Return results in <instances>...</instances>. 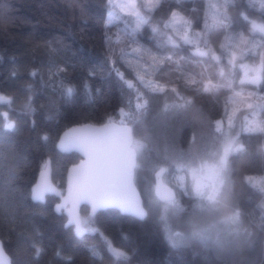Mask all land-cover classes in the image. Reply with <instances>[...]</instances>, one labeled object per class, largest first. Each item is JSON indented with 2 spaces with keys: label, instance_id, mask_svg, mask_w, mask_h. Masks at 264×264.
Masks as SVG:
<instances>
[{
  "label": "trees",
  "instance_id": "16d2710c",
  "mask_svg": "<svg viewBox=\"0 0 264 264\" xmlns=\"http://www.w3.org/2000/svg\"><path fill=\"white\" fill-rule=\"evenodd\" d=\"M223 2L161 0L155 11L143 8V12L150 25L162 26L177 10L193 21L194 35L211 16L210 4ZM111 9L107 0H0V94L12 98L11 105L0 104V113L7 112L15 123L13 129H5L0 116V239L11 264H264V133L242 132L243 149L230 155L222 189V194L233 199L232 209L239 211L249 228L246 238L252 237L253 249L243 253L235 247L232 252L220 253L206 246L209 236L196 233L187 237L186 230L185 235L182 231L172 235L167 224L171 213L151 205L152 198L167 201L153 194L155 184L163 178L178 202L179 210L172 213L194 220L189 209L203 203V198L192 189L190 171L223 153L231 108L241 106L239 98L229 100L233 90L226 85L234 81L233 89L251 87L243 93V105H264V84L259 88L240 85L241 71L233 70L226 61H222L224 76L220 77L214 61L196 56L192 46L175 36L178 48L159 35L146 46L157 56L160 51L172 55L177 63L153 61L142 49L136 50L139 45L129 37L133 17L117 13L119 19L106 26ZM227 15L232 21L230 32L244 34L237 53L256 45L255 55L250 52L243 62L264 61V34L251 33L249 22L264 23L260 0H234ZM150 25L136 35L141 44H145L142 37L152 36ZM106 34L118 40L111 59ZM168 34L172 35L170 31ZM222 42L223 33L213 31L210 47L218 50ZM68 59L74 61V68L66 66ZM58 67L64 72L58 73ZM114 69L123 74V80ZM33 71L35 76L30 75ZM139 77L165 85V92H151ZM186 80L197 83L186 86ZM61 81L74 87L72 97L61 95ZM209 81L217 87L203 93L200 89ZM173 88L192 103L166 110L165 104L181 103ZM249 92L256 93L252 100L247 98ZM144 100L147 105L138 111L136 104ZM122 109L135 138V180L147 215L139 220L107 209L90 220V225L99 229L97 233L78 237L74 227H66V216L55 212L59 198L46 195L43 202H35L31 190L45 161L50 163L52 181L61 191L68 169L80 161L77 153L57 150L63 131L84 123L103 125L110 118L120 122ZM242 109L264 122V107ZM217 121H222L219 132ZM45 135L47 141L41 139ZM89 216V208L83 206L81 217ZM182 237L196 239L185 243L179 241ZM108 242L128 259L112 256ZM37 248L41 249L39 257Z\"/></svg>",
  "mask_w": 264,
  "mask_h": 264
},
{
  "label": "snow or ice",
  "instance_id": "6c2138e0",
  "mask_svg": "<svg viewBox=\"0 0 264 264\" xmlns=\"http://www.w3.org/2000/svg\"><path fill=\"white\" fill-rule=\"evenodd\" d=\"M108 4L112 9L119 8L126 16L133 17L134 23L130 26L129 37L133 43H137L139 48L153 61H159L163 64L164 62L177 63L173 61L172 55H165L160 51L158 46V51L160 55L157 56L153 53L151 48L146 46L147 42L154 38L155 35L163 36L167 44L174 48L180 47L177 40L173 36L177 37L182 44L192 46L195 50V55L201 58H206L214 61L219 69V76H224V65L222 61H226L227 65L233 70L239 69L242 72V76L239 79L240 85H252L259 88L264 84V61L258 64H249L243 62L244 57H246L250 52L255 55V43L251 47H246L242 53L238 54L236 49L244 41V34L232 33L230 29L232 28V21L227 15V9L234 3V0H224L222 4H210L212 14L209 18H205L203 22L202 30H196L193 35V21L187 19L181 12L174 10L170 14V18L162 26L150 25L149 18L143 15L139 10H136L135 0H130L128 4L115 3V0H107ZM161 6V0H149L146 5L149 12L155 11V9ZM260 6L264 8V0H260ZM223 9V11H221ZM119 19V15L116 11L110 10L107 13L106 26L114 23L115 20ZM244 19H248L244 16ZM251 24V33L259 32L264 34V23H257L256 21H249ZM127 24V21L125 22ZM145 25H150V33L152 36H145L141 39L145 41V44H141L140 41L136 39L137 33H140ZM167 30V31H162ZM172 35H169L168 32ZM213 31L223 33V42L219 45L218 50H213L210 47V36ZM106 44L109 48L108 59H111L113 53V44L117 41H113L112 36L106 34L105 36ZM203 45V46H201ZM219 53V54H217ZM180 60H185V57H180ZM241 61L237 63V61ZM187 62V61H186ZM68 68H74L75 63L73 60L68 59L65 61ZM117 76L123 80V74L119 72L118 69H114ZM57 72H64L63 68H57ZM31 76H35L36 72H31ZM198 75H202L198 74ZM145 87L149 88L153 93H163L166 90V86L151 82L144 81L143 77H139ZM129 87L131 83L125 81ZM197 81H185V85L188 84L195 85ZM233 83L229 82L226 87L229 90H233ZM87 88V85L85 86ZM217 86L212 84L211 81L204 84L202 89L203 93H209L213 91ZM74 87L70 84H65L61 81V95L65 97H72L74 94ZM172 92L176 93V89H171ZM181 103L167 105L165 104V109L168 108H184L192 103L191 99L180 96ZM243 95L242 91H232V96L229 100L241 97ZM256 96L255 92L247 93V98L252 100ZM30 99V98H29ZM12 98L0 94V104L11 105ZM147 105V100L143 103H137L136 109L145 108ZM25 107H28L26 105ZM247 109H253L254 107H264V105H256L254 103H246L244 105ZM239 109L234 108L232 114L228 118L229 127L232 126L233 117ZM122 119L119 124L115 123L111 118L108 120L107 124L103 127H92L85 126L82 128L72 129L65 132L63 138L60 140L58 147L61 151H72L76 150L86 157V159L78 166L73 167L69 174V192L67 197H62V203L56 205V211L61 212V210H66L68 215L67 225L73 226L75 230V235L82 237L86 233H97L99 229L94 228L90 225V220L95 216L98 210L106 209H117L122 214H129L137 218L143 219L145 216L143 208L140 206L138 199L135 195V190L132 188L131 184L125 182L124 180L113 181L109 179L106 173L98 171V160L99 154L97 150V145L94 142L96 139L104 138L112 130H126V123L123 119L127 114L124 113L123 109L120 113ZM0 116L4 119L3 127L5 129L11 130L15 127V123L8 118V113H0ZM132 117H129L131 119ZM246 124L242 129L245 133H264V122L257 120L249 121L247 117L244 118ZM222 121L216 122V131H221ZM44 141H47V135L41 137ZM240 139V133L237 132L235 135L231 136L228 140V150L235 152L242 149V145L238 143ZM227 156V151L225 154V159ZM50 173V163L45 161L40 172L39 181L31 190V198L37 202H43L46 195L52 194L55 196H61V193L54 187L49 179ZM2 187V183H0ZM84 202L91 206L90 216L87 218L81 217L77 211L78 205ZM108 251L116 259L127 260L128 257L126 253L120 251L119 249L112 246L111 242H108ZM41 249H36V256L39 257ZM59 255V253H57ZM0 264H9L8 257L3 251L2 246H0Z\"/></svg>",
  "mask_w": 264,
  "mask_h": 264
},
{
  "label": "rangeland",
  "instance_id": "374dc122",
  "mask_svg": "<svg viewBox=\"0 0 264 264\" xmlns=\"http://www.w3.org/2000/svg\"><path fill=\"white\" fill-rule=\"evenodd\" d=\"M129 2L130 0H115V3L128 4ZM148 2L149 0H135L136 10H139L143 15H146V13L143 12V8L148 10L146 7ZM111 10H114L120 14H124L119 8ZM261 61H263V58H261ZM261 61L258 60L254 63L258 64ZM245 89L251 90L252 88L248 86H239V88H234L233 90L242 91L244 93L246 91ZM238 98L241 100V106H244L242 101L243 95ZM241 106L231 108L229 116L232 114V110L234 108L239 109V111H237L236 115L233 117L232 126L229 127L228 124V127L226 128L228 139L225 143L223 153L218 156V159L208 162L205 165H200L190 171V180L193 183L192 189L198 194L197 196L203 198V203L201 202L195 206L193 204V206L189 209V212L191 210L193 211L191 216L194 220L188 221V218L184 217L177 218V216L172 213H177L179 210L178 202L174 198L163 202H160L155 198L151 199V205L155 210L171 213L170 216H167V224L169 227V232L172 235H176L178 233L180 235L182 232L185 235L186 233L184 231L186 230L187 235L185 236L187 237L195 235L196 233L203 237L209 236L210 239H206L205 242L206 246H209L213 248V251L216 250L220 253L232 252L235 250V247H237V250L244 253L246 250H251L254 247L252 237L250 236L249 238H246V236H248L250 233L249 228L242 222L239 211L232 209L233 199L222 194V189L227 178L229 157L230 155L240 151L232 152L228 150V140L237 132H239L241 136L243 132L242 129L246 124L244 119L245 117H247L249 121L261 120V118L256 115L251 116L250 112H244L242 108L246 107ZM238 143L244 146V143L241 139H239ZM226 151L227 156L225 159ZM161 186L170 189V187L167 186V182L161 178L159 184H155L153 188L154 195H157ZM171 191L173 192V190ZM190 203L188 205H190ZM192 239L196 238L184 239L182 237L179 238V241L190 243V240ZM199 242L202 246H205V243L202 240L199 239Z\"/></svg>",
  "mask_w": 264,
  "mask_h": 264
},
{
  "label": "water",
  "instance_id": "95a60500",
  "mask_svg": "<svg viewBox=\"0 0 264 264\" xmlns=\"http://www.w3.org/2000/svg\"><path fill=\"white\" fill-rule=\"evenodd\" d=\"M116 123V122H115ZM107 124V123H106ZM119 124V123H117ZM105 124L103 125H96L93 123H84V124H78V125H74L68 129H66L65 131L62 132V134L60 135L58 141H57V150L60 153L63 154H71V153H77L81 156V159L79 162H77L76 164H73L67 172V176H66V185L63 191H61L52 181L51 178V169H50V173H49V179L52 183V185L54 187L57 188V190L61 193V196H56L59 198V202L56 204H61L62 201V197H67L68 196V192H69V174L70 171L73 167H78L85 159L86 157L83 155V153L76 151V150H72V151H61L60 148L58 147L60 140L63 138V135L65 132H68L72 129H77V128H82L85 126H92V127H103ZM97 145V150H98V154H99V160H98V171L100 172H104L107 174V176L109 177V179L113 180V181H119V180H124L125 182H128L131 184L132 188H134L135 190V195L138 199V202L140 204V206L143 208L145 216L147 215V211L145 209L144 206V200L143 197L139 191V188L136 184V164H137V151L136 149L133 147L134 144V134H133V130L131 127H129L127 125L126 130H112L110 131L104 138H100V139H96L94 141ZM40 176V175H39ZM39 181V177L36 181V183ZM52 195V194H49ZM158 195L159 198L162 200H170L172 199L174 193L167 187L161 186L159 188L158 191ZM55 196V195H52ZM37 202V201H35ZM83 206H87L89 208V215L91 213V206L89 204H86L84 202H81L78 205L77 211L79 213V215L81 216V208ZM107 210V209H106ZM117 210V209H114ZM104 211V210H98L96 212V214H98L99 212ZM119 211V210H118ZM55 212L58 214L63 213L67 220H68V215H67V211L66 210H61V212H57L56 211V206H55ZM95 214V215H96ZM128 216H132L129 214H126ZM136 219L142 220L140 218H137L135 216H132ZM143 218V219H144ZM66 225H67V221H66ZM66 227H73V226H66ZM0 246H2L3 251L6 253L8 260H9V264H11V258L10 256L7 254L3 242L0 239Z\"/></svg>",
  "mask_w": 264,
  "mask_h": 264
}]
</instances>
